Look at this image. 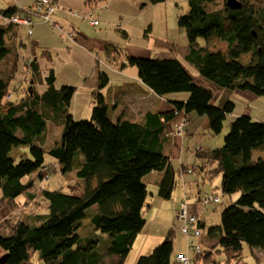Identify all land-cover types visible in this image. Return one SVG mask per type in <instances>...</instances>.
Returning <instances> with one entry per match:
<instances>
[{"label": "trees", "instance_id": "obj_1", "mask_svg": "<svg viewBox=\"0 0 264 264\" xmlns=\"http://www.w3.org/2000/svg\"><path fill=\"white\" fill-rule=\"evenodd\" d=\"M164 1L153 0L154 4ZM227 1L188 0L189 11L178 17L189 41L185 58L195 66L198 77L216 90L231 88L264 98V0H240V10L229 9ZM25 9L17 5L0 9V62L12 61L5 74H0V208L7 201L16 208L27 196L40 211L19 215L12 227L0 230V260L5 264H104L105 258L115 256L118 259L112 264H124L146 224L144 210L150 205L146 203L145 177L161 173L158 192L163 199L172 197L177 184L171 157L163 148L167 137L173 135L168 124L179 114H195L206 117L211 132L218 136L236 105L213 106L214 91L194 82L178 60L128 57L122 67H135L140 81L156 95L189 93V99L174 101L173 110L164 114L147 113L141 120L113 119L102 92L109 77L102 72L91 119L75 122L69 113L77 89L56 87L54 69L47 68L48 75L43 77L41 61L49 63L53 57L43 48L27 65L45 91L40 93L29 82L23 98L6 101L20 71L21 49L19 44H10L11 32L12 41L21 35L17 34L18 24L9 20L17 14L26 16ZM56 13L51 20L63 34L64 28L54 20ZM68 13L71 18L80 15ZM83 19L88 24L87 17ZM199 39L205 40V45H200ZM245 58L248 61L244 62ZM60 118L64 127L61 142L46 151L40 137L50 119L58 122ZM25 146L30 157L16 161L12 151ZM46 152L64 165L63 173L76 172L82 180L75 191L79 195L37 189L34 179L26 180L34 175L40 180L48 176L51 169L45 165ZM197 155L202 161L200 172L210 178L222 174L224 194L241 195L223 210L222 224L209 229L217 243L202 248L193 260L189 257L192 264H230L242 257L244 245L264 250V122L243 114L231 123L222 147L198 151ZM35 188L41 193L38 199L29 192ZM86 220L95 231L79 236ZM199 227H205L201 220ZM222 251L232 255L217 262L215 254ZM173 253L170 234L136 264H180Z\"/></svg>", "mask_w": 264, "mask_h": 264}, {"label": "rangeland", "instance_id": "obj_2", "mask_svg": "<svg viewBox=\"0 0 264 264\" xmlns=\"http://www.w3.org/2000/svg\"><path fill=\"white\" fill-rule=\"evenodd\" d=\"M29 1L32 0H0V9L6 10L9 8V5H17L29 7ZM116 6L126 12L129 15L120 14V16H124L122 27L125 25V31H127L126 38L122 36L121 32L116 29L117 23H107L103 19V26L101 28L108 29L106 35H104V39H106L110 44L116 46L118 48L119 53L116 54V57L111 60H106L102 55L100 58L102 62H92L91 65L94 68V73H99L100 70L103 72H108L109 74H113V68H117L122 65L124 62H127L128 57H136V58H153V59H175L182 63V65L191 73L194 82H196L200 86H204L205 88L212 89L214 91V101L213 106L218 109H224L227 102L235 103V111L232 115H229L227 120L224 123V129L222 133L218 136L214 135L218 142L220 141V146L224 145V138L230 131L231 123L237 118L241 117L243 114H249L253 119L264 122V98L254 95L249 91H241L235 90L231 88L216 90L211 84L207 83L205 80L199 78L198 71L193 64L188 62L185 58L186 51L188 49L189 41L187 34L184 30H182L178 25V17L180 15H184L189 11L188 0H165L164 2L154 4L153 0H114ZM143 8V9H141ZM109 9L103 8L99 9L102 18L103 15L106 17ZM135 11L143 12V22L141 24H135L134 22L128 23V19L136 20ZM58 11L55 16L58 15ZM64 14L70 17L67 10L63 11ZM70 19H65L64 23H68ZM44 21L41 19H35L34 31L37 27V24L43 23ZM119 23V21H118ZM89 24V22H88ZM89 26L93 27L89 24ZM66 27V26H64ZM63 27V28H64ZM150 27V28H149ZM52 28V27H51ZM67 28V27H66ZM17 34L18 32L21 35V38L14 39L12 41V37L14 38L12 32L9 36V41H11V45L19 44L21 47L19 51V59H20V71L16 74L15 83L11 86V93L8 95L6 101L8 99H20L23 98L27 89L29 88V82H32V86L35 90L42 91V87L37 85L36 78L32 75V72L29 70L30 66L27 65L31 57H34L33 52H29L31 49L29 48V42L31 40V36H29L27 32V28L18 25L16 27ZM41 30L44 32V28ZM53 30L57 36L54 34H49L41 38L42 47H49V44L53 42L54 38L59 36L62 37L65 44L74 47V43L69 41L68 37H64L60 30ZM65 30V28H64ZM68 38V39H67ZM198 43L200 45H205V40L199 39ZM64 44L63 50H66V45ZM47 48H44V50ZM59 47L53 49L56 53L61 54V50ZM69 49V48H67ZM76 49V47H74ZM36 56L41 53L40 48H36ZM51 50V49H50ZM67 51V50H66ZM98 51H94L93 56L96 57ZM14 54V53H13ZM80 58L83 59L85 63H88L85 57L84 52L80 51ZM22 55V56H21ZM41 56V55H40ZM55 56V55H53ZM248 61L245 58L244 62ZM46 62V61H44ZM12 61H7V59L0 62V74H5L8 67L11 66ZM100 67V68H99ZM129 67V66H128ZM133 69L136 70L135 67ZM137 71V70H136ZM47 73V74H45ZM43 77L48 75L47 67L42 68ZM63 81L64 78L60 77ZM57 83V81H56ZM62 82L58 81V84ZM68 85V84H63ZM61 86V85H60ZM58 85V87H60ZM187 97L189 99V93H181V94H172L169 95L168 99L172 101H185L183 98ZM107 103V102H106ZM79 104V103H78ZM76 106V99H74L71 108L70 115L74 118L75 122L90 120V115H84V113L88 112V105L84 107L78 106V108H74ZM76 109V111H74ZM53 114V110H52ZM55 114V113H54ZM53 114V115H54ZM83 114V115H81ZM62 119H58L57 121L49 120L46 125L45 133L40 137L43 141L44 147L46 151L52 149L57 143L61 142L62 134L64 131ZM202 131V130H200ZM203 136L206 134L205 132L201 133ZM186 139L184 150V163H186V158L193 155L192 163L198 166L195 169L194 173L186 172L187 178L193 179L195 182L188 183L187 186L184 187L182 185L180 175L177 174V184L173 191L172 197L170 199H163L159 196L158 189H155L157 186L156 183L150 182L148 188L147 195V205L150 207L145 208L144 217L146 219V224L139 234L134 246L132 247L128 257L125 260L124 264H136L140 257L149 256L156 247L161 245L168 235L173 236L174 241V253L173 256H177L179 253L188 254L189 257L193 260L195 257V253L192 250L188 249L187 243L188 238L185 234L182 233L183 222L178 220V213L180 211L181 205L185 202L187 203L189 210L193 213L197 218L201 219L204 223V228H201L202 235L199 238H191L190 241H193L194 244H200L204 249L211 248L213 244L217 243V237H211L208 233L211 227L220 226L222 224V212L225 208L233 205L240 197L241 194L236 193L233 195H226L222 192L221 183H222V174L210 178L208 174H203L200 172V166L202 165L201 159H198L197 150L195 151V147L192 146L189 142L190 138L183 135ZM183 137V138H184ZM167 139L172 140V148L174 141L176 140L175 135H171ZM168 141V140H167ZM193 147V148H192ZM166 155L169 156L167 152L164 151ZM11 156L19 161L20 159H25L26 157H30L29 147H20L18 149H14L11 153ZM45 165L49 167L51 170L48 173V176L43 180H40L37 175L31 176L27 178L34 179L36 188H46L49 190H62L66 193H72L75 195H79L80 192H75L76 188L79 187V183H81V179L76 176V172L73 173H63L62 169L64 165L60 164L56 159L51 157L47 152L45 156ZM194 166V165H193ZM179 169V168H178ZM46 175V173L44 174ZM147 177L145 181L147 182ZM189 179V180H190ZM152 180V178H150ZM186 182H189L188 180ZM198 187H197V184ZM195 186V187H194ZM31 189L29 192L31 194H35L38 196L40 193L39 190ZM200 192L198 193V190ZM152 192L156 196V200L152 197ZM200 195V197H199ZM214 195L219 196L220 202L218 204H210L205 205L203 201L200 199H204L206 196ZM0 193V200H1ZM21 199H17L18 201ZM39 207H37L36 203L31 202L30 199L26 196L23 197L22 203H19V206L16 208L12 205L11 201H7L2 208H0V230H7L12 227L16 219H18L19 215L24 217V214H31L35 211L38 212ZM41 208V207H40ZM19 211V212H18ZM95 228L90 225V222L86 220L84 222V226L79 231V236H85L94 232ZM217 249H220L219 247ZM232 255V252L228 253L221 252L215 254V259L217 262H224L227 260L229 256ZM117 257L111 256L105 258L104 264H112L117 261ZM38 264V263H36ZM230 264H264V250L262 249H251L247 245H244V249L242 251V257L239 260L232 259Z\"/></svg>", "mask_w": 264, "mask_h": 264}, {"label": "crops", "instance_id": "obj_3", "mask_svg": "<svg viewBox=\"0 0 264 264\" xmlns=\"http://www.w3.org/2000/svg\"><path fill=\"white\" fill-rule=\"evenodd\" d=\"M36 0L29 1L28 4L30 8L32 7V4H34ZM55 1L59 9L58 11H61L58 13L57 16L54 17V20L58 22L62 27L65 28V31L62 35L64 37H68L67 39L74 43V47H71L64 43L61 36L54 38L52 44H49V47H42L41 45V38L56 33L51 30V26L47 23L44 24H37V27L34 31V25L31 28L32 34L30 35L28 30L29 27L23 26L24 28H27V34L31 36L29 48L31 49L29 52L36 53V48L44 49L47 48V50H50L51 53L55 56L52 57L51 62H44L41 61V67L42 68H51L54 69L56 73V87L58 85L63 86V84H68V86H74L76 90V95L74 99H76V106L74 108L84 107L86 104L88 105L89 111L84 113V115H90V112H92L93 106L95 105V93L98 91V76L100 73L103 72V70H100L99 73H94V68L92 67L91 63L93 62H99L102 61L99 59V56L102 55L106 60H111L113 57H116V54L119 53L118 48L110 42H108L106 39H104V35L107 34L108 29L101 28L103 26V19L107 23L116 24V29L121 32L122 36L126 38L127 31H125V25L122 27V22L124 19V16H120V14L123 15H129L123 10H120L116 4L114 3V0H52ZM89 1V3H87ZM21 8H24V6H19ZM108 8L109 11L107 13V16L105 17L103 15V18L100 13L103 12H96L99 9ZM143 9V8H141ZM64 10H70V11H77L79 12L78 18H71L66 16L64 14ZM57 14V13H56ZM136 20L128 19V23L134 22L137 24V21L139 24L143 22V12H137L135 11ZM90 15H93L95 20H98L99 26L98 27H91L89 26L85 20L83 19L84 16L88 17ZM65 19H70L68 23H64ZM119 21V23H118ZM35 22V21H34ZM102 25V26H101ZM101 26V27H100ZM44 28V32L41 30V28ZM150 28V27H149ZM17 30V29H16ZM124 32H122V31ZM126 34V35H125ZM72 35V37H70ZM64 44L66 45V50L62 49L64 48ZM59 47L62 49L60 52L61 54L58 55L55 51H53L54 48ZM69 48V49H67ZM80 51L84 52V59L88 60V63H85L82 58H80ZM94 51H98L99 53L96 54V57L93 56ZM125 63V62H124ZM123 63V64H124ZM122 64V65H123ZM120 65L117 68H113V74L106 73L109 77V85L102 91L109 110V117L113 119H130V120H141L145 117L147 113H153V114H164L167 112H170L173 110L174 105L172 100L168 99L166 96H158L156 95L151 89H149L147 86H145L139 79L138 73L133 67H130L128 64H126V67H122ZM129 66V67H128ZM100 68V67H99ZM60 77L64 78L65 81H63ZM58 81L62 82L58 84ZM60 86V87H61ZM43 88L42 92L45 91L44 86H40V88ZM59 88V87H58ZM186 102L187 97L183 98ZM74 101V100H73ZM73 103V102H72ZM79 103V104H78ZM215 103V102H213ZM74 109V111H76ZM83 115V114H81ZM184 115V114H182ZM185 116V115H184ZM183 117V116H181ZM188 120V125L185 129L184 135L186 137L190 138V144H192L193 147H195V151L197 148H201L202 152H210L218 148L220 146V141L218 142V139L215 138L213 133L210 130V123L209 120L206 117H198L195 114H191L189 116H185ZM74 118V117H73ZM180 117H176L173 121H171L168 124V130L169 134L172 132V128L175 122L179 120ZM202 130V131H200ZM205 132L206 134L203 136L201 133ZM169 135L168 137H170ZM167 137V138H168ZM184 137V136H183ZM177 138L174 141L173 148H172V140L167 139L168 141H165L164 143V151L169 154V157H171V163L174 168V171L176 172V178L177 174L180 175V179L182 182V185L184 187L187 186L188 183L192 182L194 184V180L187 178L185 169L187 167H193L197 168L194 163H192L193 155H190V157L186 158V163H184V146L186 143V139L184 138ZM192 147V148H193ZM198 156V155H197ZM194 165V166H193ZM179 168V169H178ZM198 169V168H197ZM196 173V172H195ZM202 175L204 172H202ZM146 177L147 182L145 181ZM144 181L147 184V188H149V183L154 182L157 184L155 186V189H158V184L162 178L161 173H152L148 176H146ZM152 178V180H150ZM190 179V180H189ZM189 182H186V181ZM197 184V183H196ZM195 187V186H194ZM198 187V184H197ZM200 192V189L198 190V193ZM152 197L156 200L155 194L152 192ZM200 197V195H199ZM150 207V206H149ZM201 220V219H200ZM182 254V253H179Z\"/></svg>", "mask_w": 264, "mask_h": 264}, {"label": "built area", "instance_id": "obj_4", "mask_svg": "<svg viewBox=\"0 0 264 264\" xmlns=\"http://www.w3.org/2000/svg\"><path fill=\"white\" fill-rule=\"evenodd\" d=\"M58 5L51 0H36L34 4H32V7H30L28 10L24 11L26 16L24 14L22 16L16 15L12 19L13 22L18 23L20 25H24L29 27V34H32L31 28L34 25L33 17H39L41 18L45 23L50 24L52 29L58 28V24L54 23L51 18L54 15V13L58 10ZM87 20L90 25L96 27L99 25V21L95 20L93 15H90L87 17ZM72 37V35H70ZM180 115V116H179ZM178 117L179 120L174 123L173 125V135H175L177 138H182L185 132V129L188 125L187 118L179 114ZM183 116V117H181ZM197 151H201V148H197ZM186 172L188 173H194L195 168L193 167H187ZM200 201H203L205 205L215 204L220 201L219 197L214 195H207L204 199H200ZM178 220L183 222L182 226V233L186 235V237L189 239L187 246L189 250H192L195 254H200L202 252V247L200 244H194L193 241H190L191 238H199L202 235V230L199 227L200 219L197 218L193 213L190 212L189 207L187 203H183L181 205L180 211L178 213ZM177 262L180 264H192L191 259L186 254H178L176 257Z\"/></svg>", "mask_w": 264, "mask_h": 264}, {"label": "water", "instance_id": "obj_5", "mask_svg": "<svg viewBox=\"0 0 264 264\" xmlns=\"http://www.w3.org/2000/svg\"><path fill=\"white\" fill-rule=\"evenodd\" d=\"M227 7L231 10H240L242 9V2L240 0H228ZM0 264H5L4 259L0 260Z\"/></svg>", "mask_w": 264, "mask_h": 264}, {"label": "clouds", "instance_id": "obj_6", "mask_svg": "<svg viewBox=\"0 0 264 264\" xmlns=\"http://www.w3.org/2000/svg\"><path fill=\"white\" fill-rule=\"evenodd\" d=\"M51 1H52V0H51ZM52 2L56 3L55 1H52ZM56 4H57V3H56ZM57 5H58V4H57ZM58 7H59V6H58ZM28 9H29V8H26L25 10H28ZM58 9H59V8H58ZM20 14H21V13H20ZM17 15H19V14H17ZM15 17H16V16H15ZM13 18H14V17H13ZM13 18H12V19H13ZM12 19L9 20L10 23L13 22ZM8 23H9V22H8ZM10 23H9V24H10ZM13 23H15V22H13ZM34 23H35V22H34ZM99 23H100V22H99ZM16 24H18V23H16ZM47 24H48V23H47ZM18 25H20V24H18ZM49 25H50V24H49ZM20 26H24V25H20ZM98 26H99V25H98ZM93 27H94V26H93ZM96 27H97V26H96ZM30 87H32V83H31V86H30ZM197 152H198V151H197Z\"/></svg>", "mask_w": 264, "mask_h": 264}, {"label": "bare ground", "instance_id": "obj_7", "mask_svg": "<svg viewBox=\"0 0 264 264\" xmlns=\"http://www.w3.org/2000/svg\"><path fill=\"white\" fill-rule=\"evenodd\" d=\"M28 32H29V30H28ZM28 32H27V33H28Z\"/></svg>", "mask_w": 264, "mask_h": 264}]
</instances>
